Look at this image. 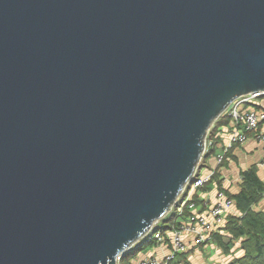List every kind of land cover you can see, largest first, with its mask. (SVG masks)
I'll use <instances>...</instances> for the list:
<instances>
[{
    "label": "water",
    "instance_id": "obj_1",
    "mask_svg": "<svg viewBox=\"0 0 264 264\" xmlns=\"http://www.w3.org/2000/svg\"><path fill=\"white\" fill-rule=\"evenodd\" d=\"M264 92V0H0V264H116Z\"/></svg>",
    "mask_w": 264,
    "mask_h": 264
},
{
    "label": "crops",
    "instance_id": "obj_2",
    "mask_svg": "<svg viewBox=\"0 0 264 264\" xmlns=\"http://www.w3.org/2000/svg\"><path fill=\"white\" fill-rule=\"evenodd\" d=\"M260 102L264 105V96L260 99ZM224 116L226 118L221 120L226 121V123L216 128V141L222 146L227 145L232 132L228 126L229 119L226 115ZM260 131L264 133V122L260 126ZM221 153L222 147L216 145L209 152L204 153L202 160L200 159L199 167L197 165L198 175L205 176L210 174V178L200 189L192 194L193 206L188 209L196 215L202 216L208 224V228H204L202 234L206 240L203 243H196L194 236L184 233L182 237L187 243V251L178 254L172 264H230L237 253L241 255L238 243L232 249L234 255L225 254L220 247L213 243L210 235L213 233L225 234L224 227L227 217L240 215L230 195L236 194L240 189L241 172L255 168L260 180L264 181L263 148L261 143L256 142L252 137H248L243 142L233 144L221 162L217 163L216 156ZM224 200H231V206L223 212L219 219H214L212 216L214 205L218 201L222 202ZM255 209L264 210V199ZM179 220V218L176 219V221ZM197 229H202V226L197 224ZM148 243L154 245L153 249L138 258L129 260L131 264H135L136 259L145 256L155 255L161 258L170 250L168 244L157 245L152 241L145 243V245Z\"/></svg>",
    "mask_w": 264,
    "mask_h": 264
},
{
    "label": "built area",
    "instance_id": "obj_3",
    "mask_svg": "<svg viewBox=\"0 0 264 264\" xmlns=\"http://www.w3.org/2000/svg\"><path fill=\"white\" fill-rule=\"evenodd\" d=\"M263 96L264 92L262 91H255L239 96L232 100L223 111L222 115L228 117V126L232 131L229 142L227 145L222 146L218 144L216 140L213 141L208 139V141H206L205 139L204 146V151L216 145L222 147V153L216 156L217 163L221 162L224 155L233 144L243 142L248 139V137H252L256 142L262 144L264 159V133L260 131V126L264 122V105L260 102ZM209 178L210 174L205 176L197 175L192 178L176 210V219L179 218L180 220L176 221L175 226L171 229H166L165 231L157 230L148 238L149 241H153L157 245L168 244L170 247L169 252L165 253L161 258L150 255L136 259L135 264H171L178 254L187 251V243L182 237L184 233L194 236L196 243H203L206 240L202 234L203 229L208 228V224L202 216L196 215L188 209L193 206L191 199L192 194L200 189ZM230 206L231 200L218 201L212 209L213 218L219 219L223 212ZM197 224L201 225L202 229H197ZM118 260L119 257L116 260V264Z\"/></svg>",
    "mask_w": 264,
    "mask_h": 264
},
{
    "label": "trees",
    "instance_id": "obj_4",
    "mask_svg": "<svg viewBox=\"0 0 264 264\" xmlns=\"http://www.w3.org/2000/svg\"><path fill=\"white\" fill-rule=\"evenodd\" d=\"M223 118L226 117L221 114L213 122L207 133L206 141H208V139L213 141L216 140V128L226 123V121L221 120ZM210 149H206L204 153L209 152ZM198 167L194 177L198 175ZM188 184L189 183L186 184L184 191H186ZM183 196L184 193L179 195L177 199L179 201H176L171 210L154 224L153 228L146 236L138 240L128 251L119 256L117 264H131L129 261L130 256L143 248L145 243L152 242L149 241L148 238L155 231H165L175 226L177 217L175 208ZM230 198L233 199L235 207L240 215L228 216L224 227L225 234L213 233L210 235V239L220 247L225 254L234 255L232 249L236 243L239 244L241 255L233 257L230 264H264V210L255 209L264 199V181L260 180L255 168H250L241 172L240 189L236 194L230 195Z\"/></svg>",
    "mask_w": 264,
    "mask_h": 264
},
{
    "label": "rangeland",
    "instance_id": "obj_5",
    "mask_svg": "<svg viewBox=\"0 0 264 264\" xmlns=\"http://www.w3.org/2000/svg\"><path fill=\"white\" fill-rule=\"evenodd\" d=\"M205 151H206V150H205ZM182 193H185V191L183 190ZM182 193H181V194H182ZM181 194H180V195H181ZM183 197H184V196H183ZM178 198H179V197H178ZM178 198H177V199H178ZM176 201H179V200H176ZM176 201H175V202H176ZM178 206H179V202H178L177 207L175 208V210H177ZM172 207H173V206H172ZM236 244H237V243H236ZM153 247H154L153 244H146L143 248H141L139 251H137L136 253H134V255H131L130 258H129V260H132V259H134V258H138V257L144 255L145 253H147V252H149L150 250H152ZM236 256H240V253H237Z\"/></svg>",
    "mask_w": 264,
    "mask_h": 264
}]
</instances>
